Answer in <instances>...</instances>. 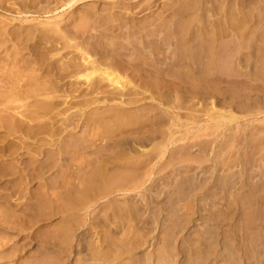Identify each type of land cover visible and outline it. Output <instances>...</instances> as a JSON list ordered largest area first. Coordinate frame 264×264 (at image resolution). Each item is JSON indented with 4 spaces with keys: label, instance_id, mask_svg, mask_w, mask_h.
I'll return each mask as SVG.
<instances>
[{
    "label": "rangeland",
    "instance_id": "obj_1",
    "mask_svg": "<svg viewBox=\"0 0 264 264\" xmlns=\"http://www.w3.org/2000/svg\"><path fill=\"white\" fill-rule=\"evenodd\" d=\"M0 152V264H264V0H0Z\"/></svg>",
    "mask_w": 264,
    "mask_h": 264
},
{
    "label": "bare ground",
    "instance_id": "obj_2",
    "mask_svg": "<svg viewBox=\"0 0 264 264\" xmlns=\"http://www.w3.org/2000/svg\"><path fill=\"white\" fill-rule=\"evenodd\" d=\"M93 88H95V87H93ZM2 146H3V145H2ZM3 147H4V146H3ZM3 147H2V149H1V150H4V149H3ZM1 152H2V151H1ZM1 152H0V153H1ZM0 164H3V162H2V163H0Z\"/></svg>",
    "mask_w": 264,
    "mask_h": 264
}]
</instances>
